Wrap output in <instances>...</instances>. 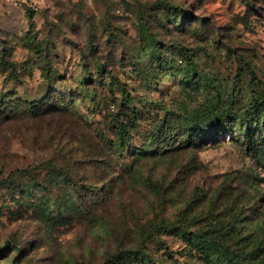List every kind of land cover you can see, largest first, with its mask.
<instances>
[{"label": "rangeland", "instance_id": "rangeland-1", "mask_svg": "<svg viewBox=\"0 0 264 264\" xmlns=\"http://www.w3.org/2000/svg\"><path fill=\"white\" fill-rule=\"evenodd\" d=\"M44 95L0 264H264V0H0V108Z\"/></svg>", "mask_w": 264, "mask_h": 264}, {"label": "trees", "instance_id": "trees-1", "mask_svg": "<svg viewBox=\"0 0 264 264\" xmlns=\"http://www.w3.org/2000/svg\"><path fill=\"white\" fill-rule=\"evenodd\" d=\"M41 47H38V50ZM37 50V51H38ZM5 63H7L9 66H13V64L9 61H5ZM18 77V76H15ZM45 80H47L49 82V91L50 93H57L58 90L55 89V84L53 83V81H51V79L48 78V76H44L43 77ZM52 91V92H51ZM49 96V95H48ZM47 95L42 96L40 99L36 98L33 100H22L20 99V103L17 104L18 110H16L15 112H12L10 115H8V113H5L2 108H0V134L3 133L4 134V128L6 125H13L18 123L19 121L22 122V124H29L30 122L34 121V122H40L41 126L39 128V132L41 133H37V134H43L46 126H50L51 124H53L55 122V124L58 123L59 119L57 120V116L55 117L54 114V106L50 107V108H44V109H35L34 106L39 105L41 102V100L45 99L48 97ZM25 103V105H22L23 103ZM22 103V104H21ZM69 117V115H66V118ZM221 119L223 118V116L220 117ZM69 119V118H68ZM75 126L77 127H82L83 124H79L77 121H74ZM73 125V124H72ZM70 126V124H69ZM28 130L31 131V128H29V125L27 126ZM216 127H220L219 124L214 123L210 126H208L206 129L210 130V129H214ZM224 127V126H221ZM241 132H245L247 134V136H250L249 134V129L246 127L240 128ZM34 133V135H37ZM5 138V135L3 136ZM32 142L35 144H39V137H33Z\"/></svg>", "mask_w": 264, "mask_h": 264}]
</instances>
